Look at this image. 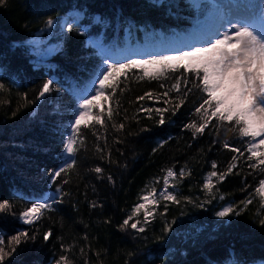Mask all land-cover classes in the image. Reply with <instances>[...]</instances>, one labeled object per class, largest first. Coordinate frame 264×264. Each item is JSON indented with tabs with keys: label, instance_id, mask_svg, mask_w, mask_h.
<instances>
[{
	"label": "trees",
	"instance_id": "16d2710c",
	"mask_svg": "<svg viewBox=\"0 0 264 264\" xmlns=\"http://www.w3.org/2000/svg\"><path fill=\"white\" fill-rule=\"evenodd\" d=\"M156 5L157 0H6L0 5V83L5 85L0 92V201L12 205L10 212L0 213V238L11 251L7 241L17 232L37 236L17 246L4 264H55L62 254L72 264H264V227L259 224L264 208L254 191L264 179V166L251 169L248 165L254 161L246 160L247 153L232 161L237 154L223 144L244 149L248 138L230 132L227 124L217 129L213 120L205 134L193 138L185 125L199 119L194 109L200 94L190 93L173 114L171 104L165 105L160 96L167 90L160 84L170 87L171 79L134 77L121 84L123 92L118 90L111 103L118 115L112 120L105 116L103 127L82 128L85 143L75 157L76 168L58 178V183L69 181L60 184L68 193L63 203L53 205L33 225H24L19 218L26 207L55 192L57 184L50 183L49 170L64 163L63 143L78 98L104 58L119 63L175 50L179 43L171 47V38L191 34L212 7L208 0L198 4L159 0ZM67 13L72 14L67 23L71 29L61 27ZM48 18L55 21L51 38L59 47L47 59H34L22 43ZM133 72L142 75L138 69ZM48 80L53 81L51 92L36 100ZM148 91L152 100L137 101ZM169 96L175 103V90ZM142 107L170 110L164 114L165 123L159 124L160 117L153 112L150 118L139 111ZM120 123L123 130L113 127ZM230 163H236L233 172L238 174L222 182L213 177L214 190L206 193L205 176L225 171ZM95 167L103 172H93ZM168 168L177 174L185 169L184 179L176 180L181 203L161 201L154 219L143 225L144 233L122 231L120 225L140 194ZM249 198L253 203L244 207L242 201ZM224 204L239 206L241 215L218 219L215 213ZM166 224L171 226L167 233ZM46 231L52 233L48 241L42 238ZM69 245V251H61Z\"/></svg>",
	"mask_w": 264,
	"mask_h": 264
},
{
	"label": "snow or ice",
	"instance_id": "6c2138e0",
	"mask_svg": "<svg viewBox=\"0 0 264 264\" xmlns=\"http://www.w3.org/2000/svg\"><path fill=\"white\" fill-rule=\"evenodd\" d=\"M6 3V0H0V5ZM159 6V0L157 5ZM216 30V35L208 42L199 46L191 47L188 50L180 51L176 55H154L148 59H129L126 62L109 63L104 61V67L98 75L97 81L93 84L90 94L83 96L78 104V111L75 112L74 118L69 126V134L63 143L62 156L66 157L64 163L57 169L49 170L50 183L57 184L54 193L48 195L44 202H33L30 207H26L19 214V218L24 225H33L40 220L46 211H51L53 205L63 203V197L68 195L64 192L60 184H67V179L58 178L66 177L76 168V155L80 147L85 143L82 134V128L87 129L91 125L105 124L104 117L112 120L114 115H118L113 110L111 103L115 100L118 90L122 93L120 85L134 77L139 80L147 78L150 81H167L173 82L170 87L161 83V88H166L160 96L164 99V104H171V111L175 114L185 103V99L193 91L200 94V103L195 107L194 113L198 120L192 121L185 127L192 131L195 138L198 134H205L206 129L213 126V120L216 121L214 127L219 129L225 124L230 127V132L237 133L242 139L248 138L244 149L224 143L223 147L232 153V161L245 157L249 167L253 170L259 166H264V26L257 27L252 22L244 23L239 20L233 22L227 20ZM48 28L54 24L52 18L45 21ZM71 29L72 24L66 26ZM134 69L140 70L142 75L133 72ZM123 78V79H121ZM53 81L48 80L40 88L36 100H41L46 94L51 92ZM191 85V87H189ZM5 90V85L0 83V92ZM175 90L178 94L175 103L169 96V92ZM145 98L152 100L153 93L148 91L144 95L138 96L137 101H143ZM27 101V97H24ZM117 105L118 101H115ZM159 102V101H157ZM107 105V108L105 107ZM95 110V111H94ZM169 107H142L139 111L149 114L154 112L160 117L158 123H165L164 114L168 112ZM15 115V113H13ZM118 130L124 129V124H113ZM146 130V129H145ZM119 142V141H118ZM97 151L102 149L97 148ZM212 169L217 168L215 162L211 165ZM237 167L236 163H230L223 172L211 171L205 177L203 189L211 194L215 185L212 178L215 177L217 182H222ZM93 172L101 174L103 169L95 167ZM264 171V168H261ZM186 175L185 169H181L177 174L173 168L166 170L163 177V188L157 190L151 188L145 194L140 196L141 203H138L120 225V229L126 230L131 228L135 233H144L146 228L143 225L151 223L154 219V208L158 207L160 201H167L179 205L181 198L170 188H175L176 183L173 181L183 180ZM109 181L112 177H108ZM159 183V180H157ZM255 193L261 198V207L264 208V179H260ZM187 203L191 200L184 198ZM223 199V196L220 197ZM50 201V202H49ZM253 203L249 198L242 201L244 207ZM92 207H97L92 202ZM202 206V205H201ZM165 210L167 204L164 205ZM12 205L7 200L0 201V213L10 212ZM143 213V221L135 219L140 213ZM162 215L166 214L161 213ZM231 215L240 216L241 209L239 206L223 207L222 210L215 213L218 218H226ZM131 222V223H130ZM174 223V221H173ZM260 226L264 227V218L259 221ZM165 233L171 231V226L166 224ZM52 235L51 231L43 233V240L48 241ZM35 234L30 235L28 231H19L7 241V247H4L5 240L0 238V264H4L5 258L12 255L23 241L35 240ZM71 246H62L61 251L67 252ZM55 264H72L67 255H60ZM127 264V262H126Z\"/></svg>",
	"mask_w": 264,
	"mask_h": 264
},
{
	"label": "rangeland",
	"instance_id": "374dc122",
	"mask_svg": "<svg viewBox=\"0 0 264 264\" xmlns=\"http://www.w3.org/2000/svg\"><path fill=\"white\" fill-rule=\"evenodd\" d=\"M201 1L203 0H193L195 4H198ZM208 1L212 4L211 9L201 19H199L197 23L192 27L191 34H189L188 36L184 35L180 38H173V37L171 38L172 42H170V46L174 47L176 44L179 43V48H174L175 50L170 49L161 54L176 55L180 51L188 50L191 47L199 46L200 44L208 42L211 38H213L216 35V30L221 26L222 23H224V27L227 28V24L225 23L227 20H232L233 22L239 20L244 23L252 22L257 27L264 26V0H208ZM67 23L64 24V17H63L61 20V27L65 28L67 26ZM52 27L48 28L46 24H44L40 29L33 32L31 36H29L25 41H23L22 47L27 53V55H30L34 59L44 60L49 58L58 49L59 42L52 40L51 38ZM184 42L186 44H182ZM15 44L18 43L16 42ZM170 46L164 48L165 49L171 48ZM135 59H140V58H135ZM105 60L108 59L104 58V61ZM104 67H106V65L103 62L101 68L96 73L95 77L91 80L84 93L78 98L77 104L83 96L90 94V90L92 89L93 84L97 81L99 72ZM76 111H78L77 106L74 111V114ZM72 120L70 121L69 126ZM64 158L66 159V157ZM165 175L166 173L163 175V177ZM163 177L159 180V183H157V181L150 183L140 194V196L142 194H145L147 191H150L151 188L153 187H155L157 190L163 188ZM173 182L176 183V181ZM176 189L177 186L175 188H170L169 191L175 192ZM206 193L208 192L206 191ZM49 194L50 193H47L46 199L40 202H44L45 200H47ZM140 196L137 203L129 211V215L131 214L133 208L138 203L142 202L140 200ZM162 202H166V201H162ZM223 207H228V205L226 204L221 205L218 211L222 210ZM156 209L157 207L154 208V212L156 211ZM135 219H139L142 222L143 213L141 212Z\"/></svg>",
	"mask_w": 264,
	"mask_h": 264
},
{
	"label": "water",
	"instance_id": "95a60500",
	"mask_svg": "<svg viewBox=\"0 0 264 264\" xmlns=\"http://www.w3.org/2000/svg\"><path fill=\"white\" fill-rule=\"evenodd\" d=\"M71 13H67L65 16H64V24H66L68 22V20L70 19L71 17Z\"/></svg>",
	"mask_w": 264,
	"mask_h": 264
}]
</instances>
